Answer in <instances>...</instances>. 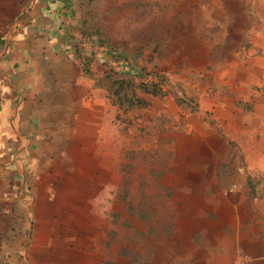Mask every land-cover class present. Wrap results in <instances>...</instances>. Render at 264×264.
I'll use <instances>...</instances> for the list:
<instances>
[{
    "label": "rangeland",
    "instance_id": "374dc122",
    "mask_svg": "<svg viewBox=\"0 0 264 264\" xmlns=\"http://www.w3.org/2000/svg\"><path fill=\"white\" fill-rule=\"evenodd\" d=\"M29 1L0 0L3 30L11 23L17 28ZM72 3L76 24L86 25L110 48H119L135 67L149 73L159 66L168 80L162 84V95L140 91L135 85L138 78L133 79V92L146 103L139 111L133 106L123 110L126 116L119 128L124 140L111 129L105 145L109 150L91 153L98 165L109 159V181L87 188L82 209L74 198L80 194L79 170L65 169L61 162L50 170L53 182L45 185L44 197L47 204L61 207L58 213L64 215L62 224L53 217L54 225L71 233L65 238L64 229L56 231V240L49 234L46 252L56 255L66 248L69 256L100 257V264H153L164 238L172 235L181 247L180 220L186 213L217 203L225 195H264V0ZM98 81L107 91V81L103 77ZM175 86L200 104L193 109L179 104L171 90ZM210 96L218 100L211 103ZM220 109L241 116L242 127L252 132L247 136L255 139L248 141V151L255 165L244 167V141L226 129L231 121L221 118ZM202 114L204 124L198 121ZM255 115L259 122L253 125ZM162 117L172 121L161 124ZM139 122L145 125L142 132L136 129ZM166 132L172 147L162 151L157 149L158 136ZM196 147L200 154L211 153V171L208 166L205 172L188 167ZM197 185L206 190L193 199L186 197ZM46 224L49 227L51 221Z\"/></svg>",
    "mask_w": 264,
    "mask_h": 264
},
{
    "label": "crops",
    "instance_id": "0c3cea01",
    "mask_svg": "<svg viewBox=\"0 0 264 264\" xmlns=\"http://www.w3.org/2000/svg\"><path fill=\"white\" fill-rule=\"evenodd\" d=\"M59 3L29 1L17 28L11 23L3 30L0 13V264H100V257L69 256L66 248L56 255L46 252L49 234L56 240V231L64 229L65 238L71 233L60 225L61 207L47 204L44 197L45 185L53 182L50 170L59 162L65 169L79 170L80 194L74 198L82 209L87 188L109 181V159L98 165L91 153L109 150L105 145L111 129L124 140L115 117H120L119 110L98 81L102 65L92 61L88 72L80 69L59 27ZM158 69L162 68L155 67L151 75ZM248 130L234 129L244 141L245 168L255 165L248 151ZM163 135L169 137L168 132ZM170 147L172 141L165 149ZM195 152L188 167L211 171V153L202 155L197 147ZM100 169L107 171L98 173ZM204 190L197 185L186 197L193 199ZM53 217L60 219L59 225ZM180 221L181 247L172 235L164 238L153 264H230L235 247L247 255V264H264L263 194L225 195Z\"/></svg>",
    "mask_w": 264,
    "mask_h": 264
},
{
    "label": "trees",
    "instance_id": "16d2710c",
    "mask_svg": "<svg viewBox=\"0 0 264 264\" xmlns=\"http://www.w3.org/2000/svg\"><path fill=\"white\" fill-rule=\"evenodd\" d=\"M58 8L59 13L57 14V19H59V27L65 37L67 46L71 47L72 51L76 54L80 69L83 72H88V65L92 61H98L102 65V71L99 77H103L107 81L106 85L108 98L110 102L118 108L117 110H119V108L122 110V114L119 112L120 117L115 115L119 124L123 119H125V112L127 108L133 106V110L136 109L139 111V107L146 103L141 96H137L133 92V79L138 78L135 85L140 89V91L163 95L164 90L162 89V84L164 81L168 80L167 75L160 72V70L152 72L151 75L150 71L148 73L143 71L142 68L135 67L131 63V59L129 60L125 57L119 48H110V45L107 42L99 40L98 37L96 38L93 32L86 27V25L80 26L78 23L76 24L74 20L75 14L73 13L74 4L72 3V0H60ZM150 76L152 77L150 78ZM171 90L175 99L179 102V104L183 103L184 107L193 109L197 103L200 104L196 101L194 96L191 97L181 86H175ZM209 98L211 103H215L218 100L215 96H210ZM123 110H125L124 113ZM219 113L222 119L225 118L226 121H231V124L229 126L227 125L226 129L230 128L234 132V129L243 128L241 116H237V114H235L231 117L226 114L227 110L221 109ZM255 114H258V112ZM162 120L163 121L160 122L161 124H167L172 121L171 117H162ZM251 120L253 121V119ZM198 121L201 124L205 123L203 114L199 115ZM208 121L211 122L212 120L208 118ZM141 122H139V124L137 123L138 126H136V129L140 132H142L141 130L145 126L144 124L141 125ZM258 122L259 117L258 115H255L253 125L258 124ZM244 136L245 135H243V137ZM246 137L249 138V136ZM252 138L255 139L253 136ZM252 138L250 141H252ZM158 139L160 141L158 145L162 146V151H169V148L165 150L166 143L170 142L169 137L161 135L158 136ZM233 142L234 140L230 143L233 144ZM230 149L233 151L234 147L232 146ZM230 185L227 187L228 191L232 190L229 188Z\"/></svg>",
    "mask_w": 264,
    "mask_h": 264
},
{
    "label": "built area",
    "instance_id": "2783aa9c",
    "mask_svg": "<svg viewBox=\"0 0 264 264\" xmlns=\"http://www.w3.org/2000/svg\"><path fill=\"white\" fill-rule=\"evenodd\" d=\"M234 184L230 185V189H232ZM235 258L233 259L232 264H247V255L243 254L239 249L236 248Z\"/></svg>",
    "mask_w": 264,
    "mask_h": 264
}]
</instances>
